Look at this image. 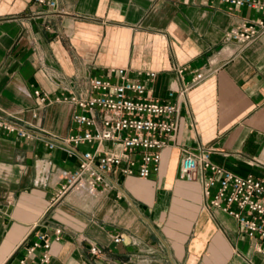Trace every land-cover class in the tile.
I'll return each instance as SVG.
<instances>
[{"label":"crops","instance_id":"crops-1","mask_svg":"<svg viewBox=\"0 0 264 264\" xmlns=\"http://www.w3.org/2000/svg\"><path fill=\"white\" fill-rule=\"evenodd\" d=\"M56 3L0 0V116L29 135L0 129V264H36L42 248L27 255V246L39 233L53 239L57 227L43 264H264L236 218L211 209L200 181L179 171L184 148H209L222 168L264 180V40L226 38L264 12L207 0ZM116 68L143 81L151 97L172 90L178 130L149 177L59 194L62 172L79 160L57 142L77 127L74 106L56 98L95 76L115 80ZM196 69L204 79L178 97Z\"/></svg>","mask_w":264,"mask_h":264},{"label":"built area","instance_id":"built-area-1","mask_svg":"<svg viewBox=\"0 0 264 264\" xmlns=\"http://www.w3.org/2000/svg\"><path fill=\"white\" fill-rule=\"evenodd\" d=\"M35 3L57 6L56 0H34ZM225 3L231 8L246 7L264 12V0H207ZM49 28V27H48ZM256 37L264 40V20L242 21L231 28L226 38L247 45ZM181 76L184 67L175 65ZM117 79L92 77L82 82L77 89L57 97L74 106L72 113L77 131L57 142L68 146L78 157L75 169L63 171L64 183L59 194L74 191L78 194H94L100 190L113 188L119 176L149 177L158 168L162 149L167 145L179 126V100L151 97L141 80L128 76L125 68H116ZM156 72H148L153 78ZM206 73L195 70L191 78L183 84L178 97L204 79ZM40 102L46 96L36 90ZM0 129L16 132L22 137L29 136L12 120L0 116ZM86 148L80 149V147ZM51 148L54 143H49ZM209 148L193 152L184 148L180 161V177L200 181L202 193L211 209H218L236 218L242 230L253 240L255 249L264 253V180L252 174L239 175L213 162ZM61 229L54 230L53 239L47 232L39 233L27 246V255L42 248L36 264L47 262L50 245L61 236ZM114 241L124 237L115 235ZM91 252L100 254L101 248L91 244ZM25 259L19 264H24Z\"/></svg>","mask_w":264,"mask_h":264}]
</instances>
